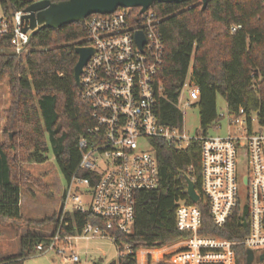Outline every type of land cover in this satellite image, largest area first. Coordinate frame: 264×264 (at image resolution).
<instances>
[{
	"label": "trees",
	"instance_id": "trees-1",
	"mask_svg": "<svg viewBox=\"0 0 264 264\" xmlns=\"http://www.w3.org/2000/svg\"><path fill=\"white\" fill-rule=\"evenodd\" d=\"M58 1V0H51ZM31 0H0V13L9 18ZM151 8L159 18L157 28L163 42V57L157 78L164 96L157 114L163 124L180 126L182 113L175 105L182 82L191 68L199 88V119L203 133L217 118L216 96H223L227 111L237 115L242 107L248 120L255 113L264 125V0L155 1ZM137 10V7L134 8ZM236 26L235 30H231ZM85 21L58 28L41 27L32 34L23 51L12 49L11 28L0 34V83L7 79L10 101L4 112V130L12 131L0 143V223L19 227L20 187L25 180L39 184L22 169V162L45 161L48 144L58 167L68 181L76 168L81 150L78 140L91 124L90 107L81 97L73 76L77 60L74 47L86 34ZM159 186L135 193L134 222L131 232L114 227L109 233L116 243H126L131 251L108 264H137L136 250L159 247L188 237L190 232L175 227V201L187 198L186 178L200 192V142L194 140L176 149L162 140L156 142ZM82 175H88L83 171ZM202 210L201 234L241 238L247 232L236 228L242 217L236 209L221 228ZM62 233L80 231L86 222L104 227V220L91 211L60 210L49 218ZM45 221L36 222V224ZM47 238L27 230L20 237L18 254L0 264H23L38 242ZM245 248L233 246V263L247 264ZM156 264H169L158 262ZM252 264H264L258 259Z\"/></svg>",
	"mask_w": 264,
	"mask_h": 264
},
{
	"label": "built area",
	"instance_id": "built-area-1",
	"mask_svg": "<svg viewBox=\"0 0 264 264\" xmlns=\"http://www.w3.org/2000/svg\"><path fill=\"white\" fill-rule=\"evenodd\" d=\"M135 7H118L110 13H92L85 18L86 34L76 46L90 47L92 53L80 73V94L90 107L91 124L78 140L80 160L68 179L64 201L72 200L74 210L91 211L105 222L104 227L84 223L80 231L62 233L60 223L46 241L35 245L37 253L56 252L62 260L78 262L72 251L73 240L89 239L97 233L108 234L118 250V257L130 252L126 243L117 244L108 229L131 232L134 222L135 193L159 186L156 142L162 140L182 149L194 140L200 142V192L192 201L179 197L175 201V227L190 232L185 238L189 259L194 264L221 261L233 257V246H243L257 255L264 251V128L252 129L242 107L237 115L227 111V120L235 133L208 135L206 132L189 137L178 132L179 126L160 122L158 101L164 96L163 85L157 78L163 57V42L157 28V17L149 6L143 12ZM21 9L9 18L0 13V34L11 28L12 49L20 54L28 40V31H21ZM233 26L231 30H235ZM141 32L140 46L136 34ZM189 69H191L189 67ZM187 71L175 105L190 107L199 100V88L191 70ZM181 111V110H180ZM224 116L223 113L218 117ZM256 120L257 117L255 116ZM258 123V122H257ZM216 127H219V125ZM236 132H239L238 134ZM242 151L247 160V202L238 199L237 162ZM87 171L88 175L81 173ZM243 176V177H244ZM242 177V180H243ZM91 191V201L84 207L77 186ZM187 187V184H186ZM207 207L213 224L221 228L238 209L242 217L236 228L247 232L241 238L201 234L202 210ZM69 250V253L66 251ZM180 254V253H178ZM178 254H176L178 256ZM178 264H189L179 261ZM257 260V258H256ZM233 263V262H232Z\"/></svg>",
	"mask_w": 264,
	"mask_h": 264
},
{
	"label": "rangeland",
	"instance_id": "rangeland-1",
	"mask_svg": "<svg viewBox=\"0 0 264 264\" xmlns=\"http://www.w3.org/2000/svg\"><path fill=\"white\" fill-rule=\"evenodd\" d=\"M191 69H189L190 71ZM10 101L9 86L7 79L0 83V143H2L8 133L4 130V110L8 107ZM217 114L223 113L224 116L218 117L217 120L207 127L205 132L208 135H227L234 134L233 127H230L227 120V106L222 95L216 96ZM182 121L178 132L189 137H195L203 133L200 124L199 109L197 102L194 101L190 107L181 106ZM252 114V129H258V123ZM216 125L219 127H216ZM260 131L264 132V128ZM237 134L239 132H236ZM186 144L183 143L182 147ZM46 160L42 162H22L21 167L27 171L33 178L39 180V184L32 180H25L20 187V214L24 222L19 227H14L8 223H0V260L19 253L20 237L27 230L38 233L45 238L49 237L54 229V223L49 218L57 216L60 210L71 211L73 209L72 200L64 201V192L67 188V180L62 175L54 154L48 144ZM247 173V160L242 151L238 152L237 176H238V199L239 204L244 206L247 202V186L242 177ZM76 192L79 194L81 203L86 207L91 201V191L85 186H77ZM45 221L39 224L36 222ZM97 233L94 237L87 239L73 240L72 251L79 255L78 262L62 260L56 252H45L32 254L25 258L23 264H108L112 260L118 259V250L110 239L108 234L105 237ZM186 237L169 241L162 246L152 248H139L136 250L137 264H156L166 262L176 264L177 258L181 257L182 262L194 264L189 259L186 251ZM35 250V249H34ZM70 251L67 250L66 253ZM180 253V254H178ZM178 254V256L176 255ZM256 261V260H255ZM217 260L198 262V264H220ZM233 257L227 259L224 264H232ZM178 264V263H177Z\"/></svg>",
	"mask_w": 264,
	"mask_h": 264
},
{
	"label": "water",
	"instance_id": "water-1",
	"mask_svg": "<svg viewBox=\"0 0 264 264\" xmlns=\"http://www.w3.org/2000/svg\"><path fill=\"white\" fill-rule=\"evenodd\" d=\"M155 1L180 3L186 0H31L21 10V31H28V42L32 34L41 27L58 28L72 22H83L92 13H110L118 7H139V11L143 12ZM207 1L200 0L202 8L206 6ZM136 37L141 46L144 43L142 33L140 31L137 32ZM27 42L24 44V48ZM74 51L77 55V60L73 66V76L77 88L80 89V73L93 50L90 47L75 46ZM9 138H11V133H9ZM243 181H247L246 176L243 177ZM186 184L189 198L192 201H196L198 194L192 180L186 178ZM245 254L247 264H252L256 258L259 261L264 260V251L260 252L257 257L250 249H246Z\"/></svg>",
	"mask_w": 264,
	"mask_h": 264
},
{
	"label": "crops",
	"instance_id": "crops-1",
	"mask_svg": "<svg viewBox=\"0 0 264 264\" xmlns=\"http://www.w3.org/2000/svg\"><path fill=\"white\" fill-rule=\"evenodd\" d=\"M226 106H227V105H226ZM87 240H88V239H87ZM33 253H34V254H37V252H36L35 250L33 251ZM176 264H177V263H176Z\"/></svg>",
	"mask_w": 264,
	"mask_h": 264
}]
</instances>
